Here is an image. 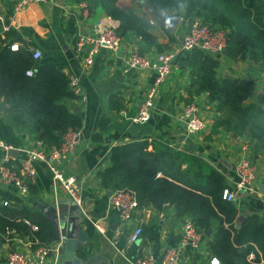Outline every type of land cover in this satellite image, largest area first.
Here are the masks:
<instances>
[{"label":"crops","instance_id":"0c3cea01","mask_svg":"<svg viewBox=\"0 0 264 264\" xmlns=\"http://www.w3.org/2000/svg\"><path fill=\"white\" fill-rule=\"evenodd\" d=\"M14 2L0 0V16L16 32L21 43L40 51L42 65H52L67 78L72 76L78 81L77 90H70L75 98L64 100L63 104L82 118L83 125L73 149L61 154L58 166L65 176H72L79 183L82 207L78 209L84 218L81 230L86 237L80 253L72 262H65L61 256L60 264H80L87 259H93L92 264H137L145 254H151L155 264H160L169 247H180L182 228L189 219L178 218L172 206L164 204L160 211L151 205L138 206L132 221L125 222L119 218V210L109 204L112 190L101 185L98 173L110 166L112 148L132 142L158 139L173 149L201 158L224 177L226 188L236 194L233 203L239 213L238 221L250 215L264 221V144L224 130L210 136L217 113L215 104L209 103L207 92L199 90L192 70V52L178 54L170 74L155 91L150 120L135 124L130 117L136 115L155 79L149 69L126 68L125 61L130 52L140 53V40L130 32L125 33L118 51L102 49L93 65L84 71L83 52L76 50L78 35H95L106 28L115 30L119 26L118 21L105 13L99 0H55L47 5L30 4L18 13L13 11ZM82 3L92 6V12L87 16L80 10ZM115 5L131 10L148 22H155L151 33L160 48L146 47L140 56H155L179 45L184 27L177 23L172 31H168L148 10L149 4L142 0H116ZM172 13L178 11L166 14ZM214 59L218 79L231 77L253 82L254 93L249 102L257 100L264 87V66L261 63L253 62L246 55L235 59L225 51ZM188 103L196 105L197 114L204 122L205 127L200 132L188 131L181 119L183 108ZM0 104L5 105L1 101ZM5 111L0 114V139L18 147L32 146L36 140L25 133H17L6 123ZM244 156L255 175V190L251 193L235 189L239 180L237 165ZM23 157L22 154H13L12 165H19ZM34 169L35 177L26 192L1 184L0 192L15 197L20 208L37 210L46 220L51 209L71 217L74 211L66 192L61 186L52 184L51 175L43 163H35ZM30 185L34 186L32 191ZM97 221L103 225L104 235L94 228L93 222ZM135 226H140L143 232L137 243L129 244L128 236ZM116 232L119 233L117 236ZM213 233L212 226L202 235L198 248H182L178 264H210L214 257L209 254L208 242ZM58 241L56 239L51 246ZM36 249L26 237L12 232L2 237L0 242V264H6L11 252L30 256ZM56 257L57 254H51L49 261L54 262Z\"/></svg>","mask_w":264,"mask_h":264},{"label":"trees","instance_id":"16d2710c","mask_svg":"<svg viewBox=\"0 0 264 264\" xmlns=\"http://www.w3.org/2000/svg\"><path fill=\"white\" fill-rule=\"evenodd\" d=\"M142 1L156 11L176 10L187 19L225 29L227 55L235 59L246 55L264 66V0ZM99 2L105 13L118 21L115 31L120 38L130 32L140 40L139 55L146 47L160 48L151 33L153 25L144 17L117 7L116 0ZM88 12H92V6H88ZM16 42L22 41L11 28L0 36V101L8 106L4 120L17 133L42 141L47 149L59 148L68 131L78 132L83 125L82 118L63 104L64 100L75 98L68 78L54 66L33 59L24 47L10 50ZM191 52L199 90L207 92L209 103L215 104L217 116L210 136L224 130L264 144V87L257 100L249 102L253 98V82L231 77L218 79L214 57L197 49ZM29 70L31 76L26 74ZM110 163L98 173L104 188L133 190L138 206L151 205L159 211L164 204L172 206L177 217L188 218L201 235L213 226L208 251L219 264H264V221L250 215L239 222L234 203L222 199L227 186L224 177L201 158L153 139L112 148ZM33 188L29 186L31 191ZM23 220L36 225L37 230L32 231ZM12 232L26 237L34 249L51 245L57 239L52 224L37 210L20 208L15 197L0 192V236ZM251 255L253 259H249Z\"/></svg>","mask_w":264,"mask_h":264},{"label":"built area","instance_id":"2783aa9c","mask_svg":"<svg viewBox=\"0 0 264 264\" xmlns=\"http://www.w3.org/2000/svg\"><path fill=\"white\" fill-rule=\"evenodd\" d=\"M55 0H15L13 4V11L15 13L21 12L30 4L47 5L54 3ZM80 10L84 16L88 15V6L85 3L80 4ZM178 24L184 27V34L177 47L156 54L155 56H140L138 53L132 51L125 61L127 69H149L154 73L155 79L151 87L145 93L144 99L141 101L136 115L131 116L132 123L141 124L148 122L151 117L153 109L154 95L157 87L170 74L172 65L178 54L182 52H191L195 49L202 51L206 55L215 57L224 52L227 46V31L215 29L203 23L199 19H187L184 13H177ZM151 25L155 22L149 21ZM10 29L5 19L0 16V36H3ZM121 38L112 28H106L95 35L80 34L76 41V50L82 51L83 66L85 71L94 63L95 57L99 52L107 48L112 52L118 51L121 47ZM24 47L32 54L33 59L41 58V53L36 48L16 42L10 45V50L17 51L18 48ZM28 76L32 75L29 70L26 73ZM68 87L70 90H77L78 81L75 77H68ZM124 115V112H121ZM182 121L186 125L188 131L200 132L204 129V122L197 114V107L194 103H188L184 106L181 116ZM80 137V132L68 131L62 137V144L59 148L47 149L42 141H35L30 147H18L7 143L0 139V151L2 158L0 160V184L4 186H11L19 192H26L28 184L35 177L34 164L37 162L43 163L51 175V181L54 186H61L66 192L69 199L78 207H82V200L80 196V186L78 181L72 176H65L63 171L59 168L61 154L71 151L75 142ZM22 154L24 157L21 160L19 167L13 166L12 155ZM237 174L239 177L235 185L237 190H245L247 192H254L255 175L253 167L251 166L247 157H242L237 165ZM222 199L228 202L236 200V194L229 188H224L222 191ZM109 204L111 207L119 210V218L125 222H131L133 213L138 207L136 193L127 188L116 189L111 191L109 195ZM4 206L8 202H3ZM23 222L30 227L32 231L37 230V226L31 224L28 220ZM94 228L102 235L105 233L103 225L99 221L93 222ZM143 230L140 226H135L128 236V243H137L142 235ZM119 233L116 232L115 236ZM202 235L196 231L193 224L188 221L184 223L182 233L180 236V247H169L164 254L160 264H178L181 256V249L184 247H192L196 249L199 247ZM2 237L0 236V242ZM61 246V241L54 246H42L37 248L32 255L25 256L21 252H11L6 259V264H57L58 250ZM57 254L54 262H50L51 254ZM253 257L250 256V259ZM137 264H155L151 254H145L137 260ZM210 264H219L218 260L213 258Z\"/></svg>","mask_w":264,"mask_h":264},{"label":"water","instance_id":"95a60500","mask_svg":"<svg viewBox=\"0 0 264 264\" xmlns=\"http://www.w3.org/2000/svg\"><path fill=\"white\" fill-rule=\"evenodd\" d=\"M148 10L153 12L154 17L168 31H172L176 27L178 23L177 13L166 14L164 12L154 11L150 5H148ZM6 109V105L0 104V114ZM71 205L74 211L71 217L65 216L64 212L58 213L54 209H51L50 215L47 216L53 226L56 238L61 241V246L58 250L57 264H60L61 256H63L65 262H72L74 257L80 253L81 246L85 242L86 235L81 230V224L84 223V218L73 202H71ZM93 262V259H87V261L80 264H92Z\"/></svg>","mask_w":264,"mask_h":264},{"label":"rangeland","instance_id":"374dc122","mask_svg":"<svg viewBox=\"0 0 264 264\" xmlns=\"http://www.w3.org/2000/svg\"><path fill=\"white\" fill-rule=\"evenodd\" d=\"M219 29V28H218ZM221 30H225V29H221ZM226 31V30H225Z\"/></svg>","mask_w":264,"mask_h":264}]
</instances>
